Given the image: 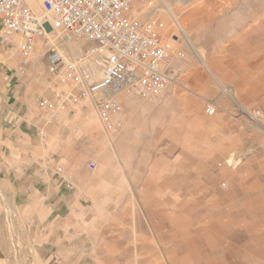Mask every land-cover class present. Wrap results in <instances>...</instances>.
Here are the masks:
<instances>
[{"label": "rangeland", "instance_id": "obj_1", "mask_svg": "<svg viewBox=\"0 0 264 264\" xmlns=\"http://www.w3.org/2000/svg\"><path fill=\"white\" fill-rule=\"evenodd\" d=\"M135 15L157 18L182 60L161 97L120 95L115 133L90 104L76 110L86 179L104 194L90 206L97 262L264 264V0H144ZM3 189L6 262L39 264Z\"/></svg>", "mask_w": 264, "mask_h": 264}, {"label": "built area", "instance_id": "obj_2", "mask_svg": "<svg viewBox=\"0 0 264 264\" xmlns=\"http://www.w3.org/2000/svg\"><path fill=\"white\" fill-rule=\"evenodd\" d=\"M142 1L0 0L1 41L21 54L19 71L37 41L44 44L51 92L39 96L36 105L44 120L38 132L45 147L46 126L63 114L90 104L103 130L115 133L124 126L120 95L153 101L167 91L182 53L162 34L157 18L135 15ZM205 111L213 115L215 108ZM56 174L74 187L63 163L56 165Z\"/></svg>", "mask_w": 264, "mask_h": 264}, {"label": "crops", "instance_id": "obj_3", "mask_svg": "<svg viewBox=\"0 0 264 264\" xmlns=\"http://www.w3.org/2000/svg\"><path fill=\"white\" fill-rule=\"evenodd\" d=\"M42 54L19 71L21 54L15 45L1 41L0 25V180L10 209L16 210L27 228L39 264H99L91 236L90 206L104 194L99 184L86 179V163L95 162L90 156L94 151H88L86 141L75 134L78 123L83 127L82 112L63 114L47 125V145H43L38 129L44 120L36 100L51 90L44 50ZM58 163L72 173L75 188L56 174ZM0 195L3 199L2 190ZM2 199L0 264H9Z\"/></svg>", "mask_w": 264, "mask_h": 264}, {"label": "bare ground", "instance_id": "obj_4", "mask_svg": "<svg viewBox=\"0 0 264 264\" xmlns=\"http://www.w3.org/2000/svg\"><path fill=\"white\" fill-rule=\"evenodd\" d=\"M33 5L34 6H38V2H34L33 1ZM167 12H168V14L171 16V18H172V20H173V22H174V24L176 25V27L178 28V30L180 31V33H182V35H184V37L187 39V41H189V43H190V45H193V43L189 40V38H188V36H187V32H186V30L183 28V26H182V24L180 23V21L178 20V17H177V15L175 14V12L171 9V7H167ZM194 47V46H193ZM196 49V48H195ZM199 56H200V58H201V60L204 62V56H203V54L199 51ZM206 66V65H205ZM208 67V66H207ZM211 70V69H210ZM212 74L213 75H215L214 74V71H212ZM225 91L227 90L226 88L224 89ZM231 161L230 160H228V163H230Z\"/></svg>", "mask_w": 264, "mask_h": 264}]
</instances>
